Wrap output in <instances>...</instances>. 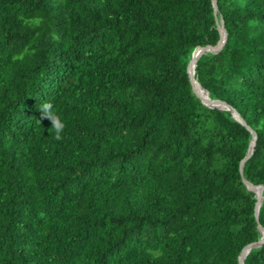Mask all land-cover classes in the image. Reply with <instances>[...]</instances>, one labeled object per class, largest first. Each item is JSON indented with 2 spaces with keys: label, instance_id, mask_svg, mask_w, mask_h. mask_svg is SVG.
<instances>
[{
  "label": "trees",
  "instance_id": "trees-1",
  "mask_svg": "<svg viewBox=\"0 0 264 264\" xmlns=\"http://www.w3.org/2000/svg\"><path fill=\"white\" fill-rule=\"evenodd\" d=\"M217 5L0 0V264H239L260 240L264 0ZM218 24L194 76L255 131L243 173L251 132L190 80Z\"/></svg>",
  "mask_w": 264,
  "mask_h": 264
},
{
  "label": "water",
  "instance_id": "water-1",
  "mask_svg": "<svg viewBox=\"0 0 264 264\" xmlns=\"http://www.w3.org/2000/svg\"><path fill=\"white\" fill-rule=\"evenodd\" d=\"M213 2V6H214V12L216 13L218 10V5H217V0H212ZM218 29L220 32V41L218 42V44L213 47V48H204V47H198L194 52H193V57H192V62H191V67H190V80L193 86V90L197 93L198 97L201 99V101L206 105L209 106L211 108H217L220 110H230L233 113L234 118L240 122L242 125H244L252 134V141L250 143L247 155L245 156V158L242 160L241 165H240V172L243 173V167L245 162L251 157L253 151H254V147L256 145V133L255 131L247 125V123L245 122V120L241 117V115L231 106L225 104V103H221V102H215L214 100H212L209 96V92L204 89L203 87L199 86L197 84L196 78H195V70H196V66H197V61L199 59V56L202 52H210V53H218L220 52V50L222 49V47L224 46L225 42H226V37H225V31H224V27L223 24H218ZM247 188L250 191H253L256 193L257 199L259 201L258 205L256 206L255 209V217L258 220V216H259V211L264 199V196L261 197L258 193V189H264V186H253L252 184L246 183ZM260 232L262 233V237L260 238V240L254 244H250L247 245L246 247H244V249L242 250L240 256H239V264H244V260L245 257L249 254V252L253 249V248H257L260 247L263 243H264V229L259 225L258 226Z\"/></svg>",
  "mask_w": 264,
  "mask_h": 264
},
{
  "label": "clouds",
  "instance_id": "clouds-1",
  "mask_svg": "<svg viewBox=\"0 0 264 264\" xmlns=\"http://www.w3.org/2000/svg\"><path fill=\"white\" fill-rule=\"evenodd\" d=\"M19 20H21L24 24L32 26V25H38L41 21L39 20H28L25 19L22 15L18 17ZM39 112H40V118L39 122L43 120H48L51 124V130H54L55 132V139L56 140H61L62 135L61 133L63 132L65 128L64 122L61 120L58 112L54 109L53 103L50 101H44L39 105Z\"/></svg>",
  "mask_w": 264,
  "mask_h": 264
}]
</instances>
